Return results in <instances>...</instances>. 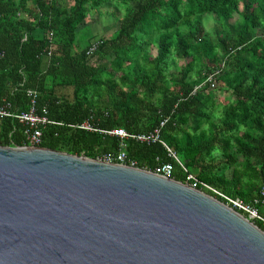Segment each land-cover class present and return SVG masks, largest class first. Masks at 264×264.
Returning a JSON list of instances; mask_svg holds the SVG:
<instances>
[{
    "label": "trees",
    "instance_id": "obj_1",
    "mask_svg": "<svg viewBox=\"0 0 264 264\" xmlns=\"http://www.w3.org/2000/svg\"><path fill=\"white\" fill-rule=\"evenodd\" d=\"M108 3L124 7L115 33L80 45V25ZM215 71V88L192 93ZM28 89L51 120L39 146L98 158L119 144L100 129L148 132L166 119L161 140L200 180L245 202L264 186V0H0V102L27 110ZM86 119L98 130L75 126ZM25 143L18 120L0 118V144ZM125 152L149 170L171 162L185 179L159 141L128 139Z\"/></svg>",
    "mask_w": 264,
    "mask_h": 264
},
{
    "label": "water",
    "instance_id": "obj_2",
    "mask_svg": "<svg viewBox=\"0 0 264 264\" xmlns=\"http://www.w3.org/2000/svg\"><path fill=\"white\" fill-rule=\"evenodd\" d=\"M0 264H264V230L146 168L0 144Z\"/></svg>",
    "mask_w": 264,
    "mask_h": 264
},
{
    "label": "built area",
    "instance_id": "obj_3",
    "mask_svg": "<svg viewBox=\"0 0 264 264\" xmlns=\"http://www.w3.org/2000/svg\"><path fill=\"white\" fill-rule=\"evenodd\" d=\"M47 36L51 38L52 33H47ZM98 38L92 43L89 47V51H93L98 44ZM217 71L207 73L205 78L194 85L192 89V93L206 87L207 85L210 88H215ZM27 94L29 96V106L27 110L16 111L11 109V105L8 101L0 102V118L3 117H12L18 120V122L22 125V133L24 136V140L27 142L24 145L30 146H39L42 142V130L43 128L51 123V120L46 116V108L42 107L39 111L38 109V91L35 89H28ZM166 119L160 122V125L148 132H128L123 127H116L107 130H99L100 132H104L107 135L117 137L119 140L118 148L116 151H110L103 153L98 159L114 162L118 164H127L130 166H135L136 161L132 158H129L125 152L126 141L128 139H132L137 142L142 143H154L161 142L169 151V154L176 160L179 167L185 173V179L183 182L190 185L193 188H197L203 190L207 193L210 191L213 193V196L220 197L223 199L227 205L236 209L237 211L244 214L250 220L258 219L264 222V218L258 212V205L264 204V186H262L257 192L256 196L250 202H245L241 198L229 196L223 193L221 190L213 187L212 185L206 183L205 181L200 180L195 174L189 172L186 166L176 157L175 153H173L169 147L161 140L160 138V130L164 125ZM78 128L86 129V130H98L94 128L88 119L84 120L80 124L75 125ZM174 170V165L171 162H164L158 164L154 170L155 173L163 175L165 177H171ZM172 178V177H171Z\"/></svg>",
    "mask_w": 264,
    "mask_h": 264
},
{
    "label": "rangeland",
    "instance_id": "obj_4",
    "mask_svg": "<svg viewBox=\"0 0 264 264\" xmlns=\"http://www.w3.org/2000/svg\"><path fill=\"white\" fill-rule=\"evenodd\" d=\"M62 1L67 6L72 4V0ZM123 15L124 7L117 5L116 3L104 4L98 8L90 10L84 24L80 25L81 31L79 32L77 38L79 44L81 45L83 42H86L87 38L93 35H95V37L112 36L117 29L118 18ZM203 24L208 32L213 33L217 21L213 18L211 13H206L203 16ZM262 32L263 30L261 29L259 33ZM179 63L182 65L183 60H180ZM59 92L68 98H72L71 87L62 88ZM228 93L229 92H227V94ZM226 174L230 176L231 170H228Z\"/></svg>",
    "mask_w": 264,
    "mask_h": 264
}]
</instances>
